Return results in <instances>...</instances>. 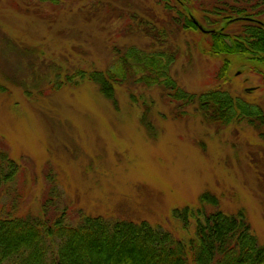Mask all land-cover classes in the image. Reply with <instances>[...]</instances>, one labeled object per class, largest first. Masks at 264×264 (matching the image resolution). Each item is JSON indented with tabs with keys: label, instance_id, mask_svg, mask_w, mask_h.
<instances>
[{
	"label": "rangeland",
	"instance_id": "obj_1",
	"mask_svg": "<svg viewBox=\"0 0 264 264\" xmlns=\"http://www.w3.org/2000/svg\"><path fill=\"white\" fill-rule=\"evenodd\" d=\"M131 13L165 18L156 0H0V150L22 167V209L38 212L57 187L60 206L74 217L176 229L173 211L202 206L209 192L219 204L206 210H244L264 245V125L258 130L245 116L208 122L195 105L169 102L173 90L163 85H116L112 100L92 80L70 77L113 68L117 50L151 43L127 27ZM210 40L179 32L171 68L178 86L229 92L244 112L264 107V65L229 56L221 78L224 58L207 52Z\"/></svg>",
	"mask_w": 264,
	"mask_h": 264
},
{
	"label": "trees",
	"instance_id": "obj_2",
	"mask_svg": "<svg viewBox=\"0 0 264 264\" xmlns=\"http://www.w3.org/2000/svg\"><path fill=\"white\" fill-rule=\"evenodd\" d=\"M42 1L57 5L62 0ZM156 2L165 18L144 20L136 13L127 14L131 21L127 27L148 37V46L117 50L113 68L91 74L80 70L70 77L92 80L112 100L116 85H163L173 90L167 93L169 102L195 105L208 122L225 126L245 116L260 130L264 107L251 105L244 112L234 95L218 89L188 93L172 78L171 68L179 57V32L200 31L192 17L214 30L202 33L211 38L207 52L224 58L219 77L224 78L231 66L229 56L264 65V0ZM233 26L237 28L231 30ZM21 169L7 150H0V264H264V245L253 233L244 210H206L205 204H219L209 192L201 195L202 206L173 211L176 229L86 213L74 217L60 206L57 187L45 193L38 212H24V196L16 188Z\"/></svg>",
	"mask_w": 264,
	"mask_h": 264
},
{
	"label": "water",
	"instance_id": "obj_3",
	"mask_svg": "<svg viewBox=\"0 0 264 264\" xmlns=\"http://www.w3.org/2000/svg\"><path fill=\"white\" fill-rule=\"evenodd\" d=\"M192 19H193V21L195 22V24L198 26V28H199V30H200L201 32L208 34V33H211V32L214 31V30L209 29V28L205 27L204 25L200 24V23L198 22V20L195 19L194 17H192ZM246 19H248V20H253L252 18H246ZM232 21H233V20H232Z\"/></svg>",
	"mask_w": 264,
	"mask_h": 264
}]
</instances>
